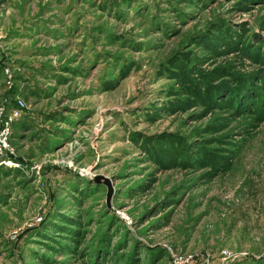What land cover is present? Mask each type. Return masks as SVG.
<instances>
[{
  "label": "rangeland",
  "instance_id": "obj_1",
  "mask_svg": "<svg viewBox=\"0 0 264 264\" xmlns=\"http://www.w3.org/2000/svg\"><path fill=\"white\" fill-rule=\"evenodd\" d=\"M1 131L0 264H264V0H0Z\"/></svg>",
  "mask_w": 264,
  "mask_h": 264
},
{
  "label": "built area",
  "instance_id": "obj_2",
  "mask_svg": "<svg viewBox=\"0 0 264 264\" xmlns=\"http://www.w3.org/2000/svg\"><path fill=\"white\" fill-rule=\"evenodd\" d=\"M18 104H19L18 106H19V110H20V107H22L23 104L20 100L18 101ZM19 110H16L14 112V116H17L19 114ZM9 150H10V146L8 143L7 136L4 134L3 131H1L0 132V164L5 160Z\"/></svg>",
  "mask_w": 264,
  "mask_h": 264
},
{
  "label": "water",
  "instance_id": "obj_3",
  "mask_svg": "<svg viewBox=\"0 0 264 264\" xmlns=\"http://www.w3.org/2000/svg\"><path fill=\"white\" fill-rule=\"evenodd\" d=\"M103 180H104V183L108 186V193H107V201H108L110 194H111V191H112V187H111V185L107 179L104 178Z\"/></svg>",
  "mask_w": 264,
  "mask_h": 264
}]
</instances>
